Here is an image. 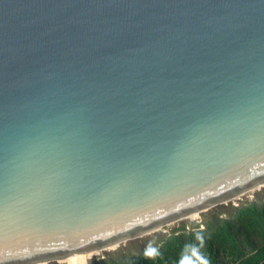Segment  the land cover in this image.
<instances>
[{
    "label": "water",
    "instance_id": "obj_1",
    "mask_svg": "<svg viewBox=\"0 0 264 264\" xmlns=\"http://www.w3.org/2000/svg\"><path fill=\"white\" fill-rule=\"evenodd\" d=\"M264 186V0H0V264L114 250Z\"/></svg>",
    "mask_w": 264,
    "mask_h": 264
},
{
    "label": "trees",
    "instance_id": "obj_2",
    "mask_svg": "<svg viewBox=\"0 0 264 264\" xmlns=\"http://www.w3.org/2000/svg\"><path fill=\"white\" fill-rule=\"evenodd\" d=\"M213 211L215 208L204 215ZM204 223L203 229H173L168 234H159L153 251L110 253L102 259L93 257L96 254L90 255L89 261L92 264L98 259L101 261L97 264H198L203 260L206 264H264V200H247L231 207L226 214L206 215ZM152 238L153 235L148 239Z\"/></svg>",
    "mask_w": 264,
    "mask_h": 264
},
{
    "label": "rangeland",
    "instance_id": "obj_3",
    "mask_svg": "<svg viewBox=\"0 0 264 264\" xmlns=\"http://www.w3.org/2000/svg\"><path fill=\"white\" fill-rule=\"evenodd\" d=\"M241 200H244V201L240 202ZM247 200H264V187L258 193L250 192V193H247L245 196L241 197L240 199H237L236 201H232V202L227 203V204L217 205L215 207L216 211L209 212L206 215H209L212 213H218V212H223L226 214V211L229 212L231 207L238 206L239 204L246 202ZM205 213H202L198 219L194 218L193 220H191V219L181 220V221L177 222L176 224H174L173 226L170 225V226L164 227L161 230L156 231V232H154L148 236H145V237H142L139 239L129 240V241L125 242L123 245L116 248L115 250H112L110 252L103 254L101 257H105V256L109 255L110 253H114V255H117L120 252H124L127 254H130V253L136 254L137 252H143L146 249H148V250L150 249L149 251H153L154 246L155 247L157 246V236L159 234H162V235L168 234L173 229H184L185 231H192V230L196 229L195 228L196 226L201 228L203 225H205V223H204V216H206V215H204ZM220 215L223 216L222 213H220ZM197 223H198V225H195ZM152 235H153V238L149 240L148 238ZM146 241H147V243H146ZM101 257H99V258H101ZM91 258L92 257H90V256L87 258L88 259L87 260L88 263L86 262L87 264H92V261H89ZM101 259L96 260V262L94 264L99 263L101 261ZM198 264H206V263L203 260H201L200 262H198Z\"/></svg>",
    "mask_w": 264,
    "mask_h": 264
},
{
    "label": "bare ground",
    "instance_id": "obj_4",
    "mask_svg": "<svg viewBox=\"0 0 264 264\" xmlns=\"http://www.w3.org/2000/svg\"><path fill=\"white\" fill-rule=\"evenodd\" d=\"M259 186H260V185H255V186H254L252 189H250L249 191L247 190V191L243 192V195H246L247 193H250V192H252V191H255V190H257V189H260ZM243 195H242V194H236V195L232 196L230 199L225 200L224 203H225V202H228V201H231V202H232V201H236L237 199H240ZM200 214H201V212H199V213H193V214L187 216L185 219H194V218H198V217L200 216ZM172 224H173V223H169V224H167V225H164L163 227L159 228L158 230H161L162 228L167 227V226H170V225H172ZM158 230H156V231H158ZM153 232H155V231H153ZM153 232H151V233H153ZM96 254H98V252H92V253H89V254H87V255H78V256L70 257V258L64 259L63 261H58V262H56V261L54 260V261H51L50 263L56 262V263H58V264H74V263L85 264V263L87 262V258H88L90 255H96ZM38 264H46V263L43 262V263H38ZM48 264H49V263H48Z\"/></svg>",
    "mask_w": 264,
    "mask_h": 264
},
{
    "label": "clouds",
    "instance_id": "obj_5",
    "mask_svg": "<svg viewBox=\"0 0 264 264\" xmlns=\"http://www.w3.org/2000/svg\"><path fill=\"white\" fill-rule=\"evenodd\" d=\"M264 187V186H263ZM263 187H260V189L261 188H263ZM259 189V190H260ZM257 191V190H256ZM252 192H255V191H252ZM220 204H227V203H224V202H222V203H218V204H216L215 206H213L212 208H210L209 210H211V209H213V208H215L217 205H220ZM208 210V211H209ZM205 213V212H204ZM202 214V213H201ZM200 214V215H201ZM199 218V217H198ZM198 218H196V219H198ZM191 220H193V219H191ZM177 223V222H176ZM176 223H173L172 224V226L174 225V224H176ZM195 228H199V229H203V226L200 228V227H198V226H196ZM159 231V230H158ZM154 233V232H153ZM150 234H152V233H150ZM150 234H147V235H144L143 237H145V236H148V235H150ZM140 238H142V237H140ZM136 239H139V238H136ZM123 245V244H122ZM121 246V245H120ZM119 247V246H118ZM117 247V248H118ZM115 250V249H114ZM150 250V249H149ZM110 251H112V250H109V251H105V252H101L99 255H96V256H93V257H101L103 254H105V253H107V252H110ZM56 262H58V261H56ZM48 264V263H47ZM49 264H50V262H49Z\"/></svg>",
    "mask_w": 264,
    "mask_h": 264
}]
</instances>
